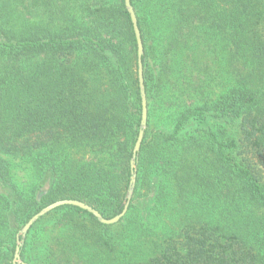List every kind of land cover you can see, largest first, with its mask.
I'll return each instance as SVG.
<instances>
[{"label":"trees","instance_id":"16d2710c","mask_svg":"<svg viewBox=\"0 0 264 264\" xmlns=\"http://www.w3.org/2000/svg\"><path fill=\"white\" fill-rule=\"evenodd\" d=\"M131 5L144 50L147 123L127 211L106 225L78 207L53 209L23 239L20 258L26 264H37L28 241L32 229L58 212L60 225L108 254L125 239L153 234L149 216L165 204L169 172L177 189L197 175V168L182 167L184 181L168 157L171 147L170 156L176 154L182 135L191 134L189 126L204 140L217 181L229 178L233 195L264 207V177L250 162L255 156L264 165V0H131ZM203 36L214 52L226 54L215 58L226 69V83L210 100L203 94L214 77L190 80V90L203 89L204 101L178 111L170 130L152 125L161 101L177 99L175 91L164 95L174 62L180 74L194 77ZM137 68L124 0H0V232L10 239L0 238V264H13L16 234L54 201L77 199L105 218L121 212L141 120ZM198 142L189 136L184 151L192 152ZM16 166L30 178L25 190L14 179ZM164 234L160 242L148 239L153 248L134 264H264V242L253 240L246 220H186ZM66 257L64 246L49 264H66Z\"/></svg>","mask_w":264,"mask_h":264},{"label":"rangeland","instance_id":"374dc122","mask_svg":"<svg viewBox=\"0 0 264 264\" xmlns=\"http://www.w3.org/2000/svg\"><path fill=\"white\" fill-rule=\"evenodd\" d=\"M208 42V37L203 36V40L199 39L200 45L194 55L198 64L193 78L180 74V67H175L174 62L164 95L175 91L177 99L175 98L174 103L161 101V112L157 111L153 114L152 125L170 130L172 120L174 121L178 111L192 106L191 102L204 101V98L200 96L203 90L201 87L198 90L199 94L195 90H190L193 88V84L201 79L206 80V78L214 77L215 80L214 85L211 82V86L208 88L209 93L203 95H208L212 100L219 94L221 84L226 83L227 72L222 63L217 67L215 58H224L226 54L225 52L222 54L217 52V54L214 52L215 49L207 45ZM202 46L207 48L204 53L201 51ZM177 59L179 62L184 61L185 56L178 55ZM207 60L211 61L208 68L204 67V62ZM190 80L193 84L189 82ZM194 128L195 126H189L186 130L191 131L189 136L194 135L198 138L197 147L192 152L184 151L189 136L182 135L175 145L176 154L173 152L170 156V150L173 148L171 147L168 157H171L173 161L171 169L178 170V176L183 177L184 181L186 175L181 170L182 167L197 168V175L186 181L181 189H177L174 185L175 174L172 171L169 172L165 181L167 192L165 204L162 208L159 206L157 209L151 210L149 216L151 222L156 225L153 234L146 236L147 239L141 238V240L131 242L125 239L121 245H116L113 253L108 254L107 251H102L98 244L93 243L89 237L87 240L83 237L80 239V234H72L68 227L60 225L56 216L61 212L55 215L50 214L40 219L28 236L30 253L37 264H49L52 259L55 260L60 249L64 246L67 251L66 264H134L135 260L142 258V253L153 248L148 239L152 242H160L164 235H168L164 234L166 231L170 233L178 230L186 220L219 219L222 223L246 220L253 240L262 239L264 242V207H256L240 194L233 195L229 178L222 177V181H217V176L211 166V156L205 149L204 140L199 138ZM222 128L230 130L232 126L230 123H223ZM235 129L234 131H236ZM252 158L250 161L252 166L260 169L264 177V165L261 164L258 157L252 156ZM246 163L248 162L246 161ZM13 173L18 188L25 190L31 182L27 173L17 166ZM112 230H117V228ZM0 238L4 243H8L10 240L2 232H0ZM79 248L80 251H77ZM137 252L140 254L139 256L135 255ZM20 261L23 262L21 258Z\"/></svg>","mask_w":264,"mask_h":264},{"label":"water","instance_id":"95a60500","mask_svg":"<svg viewBox=\"0 0 264 264\" xmlns=\"http://www.w3.org/2000/svg\"><path fill=\"white\" fill-rule=\"evenodd\" d=\"M125 7L127 9V12L130 16V20L132 23V28L134 32V36L136 39V44H137V73H138V84H139V92H140V97H141V120H140V126H139V131L138 135L136 138V141L134 143L133 149H132V155L130 159V180H129V188L127 190L126 194V200L123 203V208L120 213L117 215L111 217V218H105L101 215V213L90 206L89 204L77 200V199H61L54 201L47 206L43 207L41 210H39L37 213H35L33 216H31L28 221L20 228L18 233L16 234V246L13 254V264H26L25 262L20 261V247L23 244V239L30 229V227L42 216L47 214L48 212L52 211L53 209L64 206V205H71L74 207H78L82 210H85L92 214L100 223L110 225L118 222L121 217L124 216V214L127 211L133 189L135 186V181H136V160H137V155L140 151L141 143L143 140L144 136V131L146 128V123H147V102H146V94H145V88H144V78H143V65H142V56L144 53L143 50V44H142V39H141V33L137 24V17L134 11L133 6L131 5V0H124Z\"/></svg>","mask_w":264,"mask_h":264}]
</instances>
